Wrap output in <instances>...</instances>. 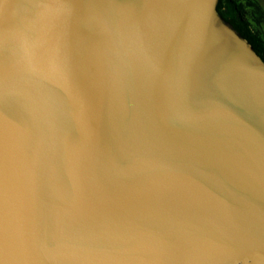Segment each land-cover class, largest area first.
Masks as SVG:
<instances>
[{
	"label": "water",
	"instance_id": "95a60500",
	"mask_svg": "<svg viewBox=\"0 0 264 264\" xmlns=\"http://www.w3.org/2000/svg\"><path fill=\"white\" fill-rule=\"evenodd\" d=\"M220 0H0V264H264V61Z\"/></svg>",
	"mask_w": 264,
	"mask_h": 264
},
{
	"label": "trees",
	"instance_id": "16d2710c",
	"mask_svg": "<svg viewBox=\"0 0 264 264\" xmlns=\"http://www.w3.org/2000/svg\"><path fill=\"white\" fill-rule=\"evenodd\" d=\"M222 4L234 14V21H237V32L250 43L253 49L264 61V40L251 30L250 24L245 18L242 8L237 3V0H220L218 8Z\"/></svg>",
	"mask_w": 264,
	"mask_h": 264
},
{
	"label": "rangeland",
	"instance_id": "374dc122",
	"mask_svg": "<svg viewBox=\"0 0 264 264\" xmlns=\"http://www.w3.org/2000/svg\"><path fill=\"white\" fill-rule=\"evenodd\" d=\"M251 30L264 40V0H237Z\"/></svg>",
	"mask_w": 264,
	"mask_h": 264
},
{
	"label": "flooded vegetation",
	"instance_id": "af4514ba",
	"mask_svg": "<svg viewBox=\"0 0 264 264\" xmlns=\"http://www.w3.org/2000/svg\"><path fill=\"white\" fill-rule=\"evenodd\" d=\"M224 4L220 5L219 8H218V13L224 18V20L229 23L236 31V27H237V21H234L235 20V16L234 14L229 11V9H227L225 7V5L223 6Z\"/></svg>",
	"mask_w": 264,
	"mask_h": 264
}]
</instances>
